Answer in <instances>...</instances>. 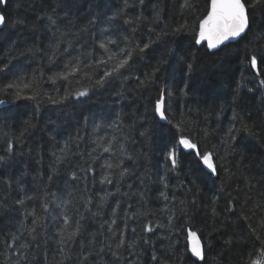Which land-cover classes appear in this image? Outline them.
Listing matches in <instances>:
<instances>
[{"label": "trees", "instance_id": "1", "mask_svg": "<svg viewBox=\"0 0 264 264\" xmlns=\"http://www.w3.org/2000/svg\"><path fill=\"white\" fill-rule=\"evenodd\" d=\"M182 2L145 0L141 5L139 0H127V8L125 0H69L64 7L60 0H8L0 5L6 16L0 27V67L8 65L0 71V100L6 101L0 108V156L6 157L0 162V201L6 205L0 209V264H16L17 260L20 264H60V229L71 231L63 223V214L73 226L76 220L83 225L81 236L65 246L70 249V259L63 264H79L81 253L89 251L93 254L86 264H248L249 253L259 247L248 225L264 239V229L258 227L264 219V85L259 83L264 80V62L260 61L264 55V6L250 9L255 20L244 39L210 50L207 43H195L197 22L206 14L209 0H193L196 7L183 12ZM154 5L161 12L159 21ZM141 14L147 19L137 22L135 18ZM18 20L24 23H16ZM185 22L187 29L173 33ZM57 29L66 35L55 59L49 62L50 45L59 39ZM162 32L168 35L161 36L142 59L134 61L131 71L124 74L127 79L90 88L86 97H73L62 104H52L43 95L63 96L69 82L53 83L50 78L65 71L75 58L85 62L103 58L106 54L101 43L113 41L108 47L115 52L137 42L156 40ZM30 48L39 51H27ZM252 55L257 56L258 70L249 63ZM161 60L165 63L160 64ZM188 64L193 65L191 71ZM157 65L160 71L149 81L146 74ZM93 71L102 74L103 69ZM20 76L36 78L42 93L38 101L15 100L4 90ZM95 78L98 76L93 75ZM76 79L81 85L73 81V91L89 85L83 77ZM162 88L171 123L162 122L153 112ZM177 124L180 129L174 127ZM232 127L234 142L228 136ZM145 130L147 134L140 135ZM180 135L188 136L197 149L178 146ZM113 136L117 138L115 155L97 147L98 138L103 137L99 141L103 144ZM121 144L127 155L119 151ZM65 145L71 155L56 164V155ZM173 147L178 153L175 168L167 156ZM93 149V156L98 157L95 173L86 181H74L71 172L92 160L88 154ZM197 150L213 154L218 175H209L210 170L195 154ZM120 159L129 172L121 177V169H114L113 182L101 183L106 171L101 166ZM49 175L53 176L51 181ZM105 192L114 195L98 206ZM82 196H91L92 203L85 204ZM25 197L33 199H25L23 205L15 203ZM64 201L71 203L64 205ZM33 211L35 217L29 215ZM96 212L100 214L94 216ZM133 212L137 217L128 220L126 237L143 236L150 243L141 244L131 254L122 250L120 261L107 249L98 254L100 242L110 235L107 226L102 229L101 225L116 219L123 228L125 214ZM37 217V241L28 249L10 247V234L32 227ZM149 222L153 231L142 232ZM189 229L204 244V261L189 251ZM92 234H97V242L90 245ZM27 239L24 232L22 241ZM20 252L27 260L21 259ZM153 255L158 259L153 260Z\"/></svg>", "mask_w": 264, "mask_h": 264}, {"label": "snow or ice", "instance_id": "2", "mask_svg": "<svg viewBox=\"0 0 264 264\" xmlns=\"http://www.w3.org/2000/svg\"><path fill=\"white\" fill-rule=\"evenodd\" d=\"M8 0H0V5L7 4ZM69 3V0H60V6L64 7ZM145 0H139V4L143 5ZM264 6V0H251L249 3L248 0H209L206 14L203 15L202 19H199L197 22L198 31H196L195 43L201 44L202 42L207 43L208 49H218L221 45H224L226 41L236 40L237 38L244 39L248 33L251 31L252 22L255 20L254 15H250V9H255L257 6ZM128 7L127 0H125V8ZM196 5L193 3V0H183L181 4V11L183 12L185 9L193 10ZM153 11L155 15V19L157 21L162 19L161 12L157 6H153ZM39 19V16L37 17ZM136 21H140L142 19H147L143 17L142 14L137 16ZM6 23V16L3 11H0V25H4ZM18 24H23V20L16 21ZM43 23V22H41ZM91 23V22H89ZM33 27L35 25L33 24ZM188 25L187 22L180 25L179 27L173 29V33H179L185 29H187ZM82 31L85 29H81ZM154 31V29H153ZM59 33V39L50 45L51 53L48 57L49 62L55 59L57 55V50L59 48L60 43L63 41L64 36L66 33L57 29ZM168 35L166 32H162L157 35L156 40H149L143 44L135 43L130 47L126 48H119L117 51H112L108 44H114L113 41H108L107 43H101L100 47L104 49L105 56L99 60H89L85 62L80 58H75L74 60L70 61L66 65L65 71L59 72L54 74L50 79L53 83H56L58 80L69 82L68 88L65 89V94L63 96H59V98H54L53 96L47 95L46 93L43 94L47 96V101L52 104H62L64 101L75 97L79 99L80 97H86L89 94L90 88H103L105 85L109 84L111 81L115 79H127L124 75L125 72L131 71L132 65L135 60L142 59L146 52L152 48L154 44L160 39L161 36ZM260 37H256L259 39ZM12 44H15V41H11ZM131 44V42L129 41ZM69 46H71V42L69 41ZM226 46V45H225ZM27 51H39V49H28ZM170 51V50H169ZM260 61L264 62V55H261ZM165 63L164 60L160 61V64ZM249 63L253 69L258 70V59L256 55H252L250 57ZM8 65H3L0 67V71H3L4 68H7ZM94 69H103L102 74L99 71L94 72ZM188 69L191 71L193 69L192 64H188ZM160 71V66L157 65L151 74H146V77L149 81L153 80L156 73ZM93 75L98 76V78L93 79ZM83 77L84 79L89 81L88 86H79L74 91L71 90V83L74 81L77 85H81V81L77 80L76 77ZM139 79V78H137ZM261 85H264V80H260L259 82ZM188 86L185 85V88ZM39 85L37 84L36 78L33 77L31 80H26L23 76L17 77L16 79L12 80L11 82L7 83L4 86V90L11 92L13 98L15 100H31V101H38V98L42 96V93L38 90ZM184 95H187V92L182 90ZM6 101L0 100V105L5 104ZM165 92L163 88L161 89L159 98L156 99L154 103V115L158 116L162 121H168V116L166 115V106H165ZM39 104L37 103V107ZM235 117V114H234ZM174 127L180 129V124L175 125ZM245 130L250 131L247 128V125H244ZM182 130V129H181ZM234 127L229 128L228 136L231 141H235V136L232 135L234 131ZM147 134V130L141 132L140 135L144 136ZM175 138V137H174ZM99 141H103V137L98 138L97 147L102 148L103 152L106 153H113L115 155L116 149L115 144L117 142V138L113 136L111 139L107 140L105 143L101 144ZM176 144L178 146H182L185 149H197V145L192 142V140L185 135H180L178 140H176ZM229 149H233V145H228ZM12 144L9 143L8 151L11 152ZM234 150V149H233ZM96 149H93L91 153L88 155L92 157V160L85 161V165L83 167H78L76 171L71 172V178L75 180H87L89 174H94L96 169L94 164L98 157L93 156ZM124 155H127L126 150L124 149L123 144L120 145V149ZM196 156L199 158V161L202 162L203 166H206L207 170L209 171V175H218L217 171V164L214 162L213 154L210 152H200L199 150L196 151ZM229 153L226 151L225 156ZM53 155H56L53 153ZM71 153L67 150V145L64 148L60 149V154L56 155V164H60L66 160ZM81 156L83 153L80 154ZM177 148L173 147L169 149L167 156L168 159L171 160V164L173 168L177 167ZM6 159L5 156H0V162H4ZM123 160L120 159L117 162H105L104 165L101 167L106 169L105 174L101 177V183L111 184L113 182L112 177L114 169H121L119 175L123 177L125 174L129 172V169L122 167ZM221 167H223L221 165ZM227 173L228 169H224ZM53 174L56 173V169H52ZM49 181L53 179L52 175L48 177ZM11 184V182H8ZM85 191H87V186H85ZM116 192H119V187H117ZM114 195V193L105 192L102 196L99 197V204L98 206H102L109 196ZM141 198H143V193H139ZM160 195L164 197L167 201V195L164 192H161ZM25 199H33V197H25L24 199H18L15 201L16 204L23 205ZM84 200L85 204L92 203V197L88 196L87 198L81 197ZM215 202V198L214 201ZM64 205H68L71 201H64ZM195 203V201H193ZM6 205L0 201V209H4ZM43 207L47 208V203L43 204ZM120 204L117 202L116 208H119ZM234 208L235 205L232 204ZM257 208L260 207L259 204L256 205ZM212 213L215 216L217 213L215 212V208L212 209ZM99 212L93 213L94 216L99 215ZM116 212L115 209L113 210V215L115 216ZM35 217V212L29 213ZM142 215V214H141ZM137 217V213L133 212L130 215L125 214L123 218L124 226L123 228L117 225L116 219H111L110 221H105L104 224L101 225L103 229L105 225L107 226V232L110 234L106 237L104 242H100V246L96 249L97 253H104L107 249L111 255L117 260H121V251H129L131 254L134 250L139 247L141 244H148L150 243L149 240L144 239L143 236H139L136 239L129 240L126 237V232L128 231V220ZM83 219V217H81ZM171 219V218H169ZM244 220H247V216H243ZM70 218L67 214H63V223L71 227V231H68L67 228L60 229V248L59 254L62 257L60 264H63V260L70 259V249H66V245L74 242L78 237L81 236L83 231V225L80 223L79 220L74 221V226L69 223ZM40 225V218L37 217L32 221V227L24 228L21 227L19 234H10V247L18 248L20 250L28 249L29 246L35 243L38 239L37 227ZM116 226V227H113ZM160 227H164V225H159ZM250 232L256 234V240L259 243V247L255 248L252 253H249L248 264H264V239H261L260 235L257 233L256 228H253L251 225H248ZM258 227L264 229V219H261L258 223ZM133 235L136 234V229H131ZM153 231V227L151 222L145 224L142 228V232L151 233ZM24 232H27V236L30 239L23 240L22 236ZM96 235L92 234L91 240L89 241L90 245L95 244ZM188 240H189V251L191 252L192 256L198 258L200 261L205 260V249L204 244H202L200 238L197 236L196 232L188 230ZM230 243V241H229ZM114 244V246H113ZM39 247L38 244H36ZM92 251L87 253H81L82 258L79 261V264H86V261L92 256ZM20 257L23 260H27V256L20 252ZM153 260H157L158 257L153 255ZM16 264H20V260L16 261ZM127 264H132V261H128Z\"/></svg>", "mask_w": 264, "mask_h": 264}, {"label": "water", "instance_id": "3", "mask_svg": "<svg viewBox=\"0 0 264 264\" xmlns=\"http://www.w3.org/2000/svg\"><path fill=\"white\" fill-rule=\"evenodd\" d=\"M1 26H2V25H0V27H1ZM238 39H239V38H237L236 40H238ZM236 40L226 41L225 44H227V43H229V42L236 41ZM202 43H206V42H202ZM225 44H224V45H225ZM222 46H223V45H221L220 47H222ZM220 47H219V48H220ZM219 48H218V49H219ZM210 50H217V49H210ZM3 105H5V104H3ZM3 105H0V107H2ZM161 121H162V120H161ZM162 122H167V121H162Z\"/></svg>", "mask_w": 264, "mask_h": 264}, {"label": "bare ground", "instance_id": "4", "mask_svg": "<svg viewBox=\"0 0 264 264\" xmlns=\"http://www.w3.org/2000/svg\"><path fill=\"white\" fill-rule=\"evenodd\" d=\"M25 219V218H24Z\"/></svg>", "mask_w": 264, "mask_h": 264}]
</instances>
